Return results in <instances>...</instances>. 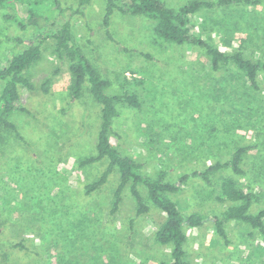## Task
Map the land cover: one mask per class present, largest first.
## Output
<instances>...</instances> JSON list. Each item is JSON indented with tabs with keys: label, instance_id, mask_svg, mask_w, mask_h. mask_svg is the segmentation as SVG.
<instances>
[{
	"label": "rangeland",
	"instance_id": "obj_1",
	"mask_svg": "<svg viewBox=\"0 0 264 264\" xmlns=\"http://www.w3.org/2000/svg\"><path fill=\"white\" fill-rule=\"evenodd\" d=\"M57 1L65 12L63 16L53 13L52 19H69L75 42L110 82L108 91L141 93L139 110L119 107L112 145L143 162L148 173L165 171L172 180L225 162L233 149L247 146L241 162L244 174L223 170L216 178H232L240 187L259 193V202L250 213L264 208V74L259 76L260 89L250 90L226 69L213 72L202 49L157 43L146 18L115 13L107 35L102 25L104 0H91L80 15L74 13L76 1ZM161 1L178 8L193 0ZM196 1L213 4L195 16L196 32L204 25V38L223 53L239 52L253 61H264V0L230 5L216 4L219 0ZM14 6L19 11L20 6ZM7 15H14V10L0 8L2 60L9 53L24 51L25 41L37 33L31 27L19 29L4 18ZM56 67L60 72L45 94L41 84ZM26 76L34 90L20 86L19 95L29 115H12L18 135L6 128L0 131V264L167 261L171 248L154 241L163 218L156 208L136 217L126 190L118 213L108 216L111 192L118 183L116 173L104 187L84 196L86 183L99 177L106 166L78 167L80 158L95 154L99 126L100 108L88 88L72 100L67 65L48 52ZM1 87L2 82L0 91ZM214 184V179L210 184L189 179L171 197L184 215H219L227 206L216 202ZM139 189L146 199L144 188ZM184 231L188 264H264L262 237L245 224L225 223L228 244L210 222Z\"/></svg>",
	"mask_w": 264,
	"mask_h": 264
},
{
	"label": "trees",
	"instance_id": "obj_2",
	"mask_svg": "<svg viewBox=\"0 0 264 264\" xmlns=\"http://www.w3.org/2000/svg\"><path fill=\"white\" fill-rule=\"evenodd\" d=\"M74 1L78 4L74 13L79 15L84 13L91 2V0ZM249 3L250 0H219L216 4ZM16 4L20 6L19 11L14 8ZM23 6L25 12L22 11ZM4 7H11L14 10V15L4 16L6 20L13 21L21 30L31 27L37 33L31 40L25 41L27 48L24 51L9 53L4 60L0 59V82H2L0 131L6 128L18 135L16 126L11 121L12 115L15 113L29 115V111L21 103L19 87L34 90V85L27 78L26 73L42 60L45 52H48L60 64L67 65L70 76L69 97L74 101L78 100L83 89L87 87L92 99L100 108L95 154L80 158L78 167L85 168L96 163H105L106 166L99 177L86 183L83 189L84 196L89 197L104 187L116 173L118 183L111 192L108 216L114 217L118 213L126 190L134 204L136 217L150 213L152 208L162 213L163 218L154 233V241L160 246H169L171 253L167 261L159 264H188L185 262L184 246L187 235L184 229L201 228L208 222L215 227L216 233L225 244H228L225 223L229 221L245 224L257 231L264 243V208L254 214L250 213L251 206L259 202V193L240 187L232 178H216L217 173L223 170H230L235 175H243L241 162L249 147H236L229 160L218 161L205 169L182 174L176 180L169 178L165 171L148 173L143 162L124 154L111 142L114 123L119 116V107L139 110L142 107L141 93L130 92V89L119 93L108 91L110 82L101 77L75 42L69 19L62 20L63 22L58 18L52 19L53 13L63 16L65 12L59 7L57 0H38L30 4L26 0H0V8ZM212 7V3L196 0L178 8L170 7L161 0H104L102 25L108 35L110 20L115 13L146 18L151 23V35L157 43L188 44L198 47L205 52L213 72L226 69L233 77L242 79L250 90L258 91L259 76L264 74V61H253L239 52L223 53L204 38V25L198 26L199 30L196 32L195 16ZM229 67H233V70ZM59 72V67H56L44 80L40 87L43 93L49 92L51 79L58 76ZM134 81L138 83L137 80ZM232 83H235L234 79ZM145 145L148 146V143ZM189 179H200L207 184L212 183L214 179V186L217 188L215 200L218 204H226V209L212 217L200 212L184 215L171 195L179 193ZM139 187L144 188L146 199Z\"/></svg>",
	"mask_w": 264,
	"mask_h": 264
}]
</instances>
